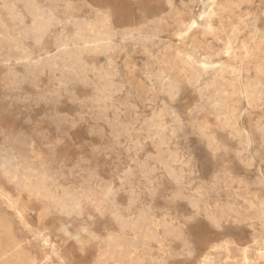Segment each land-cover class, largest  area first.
<instances>
[{
	"label": "rangeland",
	"instance_id": "1",
	"mask_svg": "<svg viewBox=\"0 0 264 264\" xmlns=\"http://www.w3.org/2000/svg\"><path fill=\"white\" fill-rule=\"evenodd\" d=\"M35 1L49 37L0 52V264H264V0ZM72 20L104 49L6 87Z\"/></svg>",
	"mask_w": 264,
	"mask_h": 264
},
{
	"label": "bare ground",
	"instance_id": "2",
	"mask_svg": "<svg viewBox=\"0 0 264 264\" xmlns=\"http://www.w3.org/2000/svg\"><path fill=\"white\" fill-rule=\"evenodd\" d=\"M20 1H21L22 12L21 14H15V8L13 3H9L6 0H0V12L1 15L4 16V17H0V52L3 54V56L7 55L6 54L7 51H14L17 48L22 47V41L18 37V35L20 34L24 37L26 41H33V42L42 41L44 37H49L48 26L50 19H46L44 17L45 12L42 9H40L37 2L35 0H20ZM202 1L203 0H201V5H203ZM63 2L65 6H67L68 8H72L73 0H63ZM205 12L206 10L204 9L203 13ZM203 13L199 12L196 15L189 29L197 28L199 26V22L202 21V19L205 17V14L203 15ZM6 22H10L12 26L19 27L20 29L10 30L8 29ZM69 25L75 30V35L71 40L59 39L56 43L55 55L50 57L48 56V54H46L45 58L37 60L35 62H31V60L29 59L30 56L29 50H31L32 46L29 48V50L27 49L24 53H15L13 55V59L11 58L12 60H14V63L11 64L12 69H10L9 73L7 72L8 74L5 77V80L7 82L6 87L10 88L11 83L15 82L14 80L15 77L17 78L16 73L19 72V70L17 65L15 64V61L16 62L19 60L22 62L24 61L25 63L24 68L26 69V71H28V74L31 75L32 78L36 77L45 70L51 71L55 68L61 73L68 75L70 66L68 65L69 63L67 61L68 59L72 58V56L75 54V51L77 49H80L83 52L92 45L94 46V50L101 51L104 49L103 44L105 45L107 43L105 37L108 35V31L105 29V27L103 32H97L95 34H91L89 27L85 25L82 21L72 20L69 22ZM9 32L11 33V36H9L10 35ZM191 45L193 48H196L197 43L195 39H192ZM207 56L208 55L204 56L203 59H207L208 58ZM3 62L4 63L9 62L8 57L5 56ZM11 87H13V85ZM10 90H12V88H10ZM160 126L161 125H159V127ZM64 201L68 203V198L65 197ZM51 205L54 204L52 203ZM144 219H145L144 216L141 215L140 220L136 222L135 225L139 224V222H142Z\"/></svg>",
	"mask_w": 264,
	"mask_h": 264
}]
</instances>
